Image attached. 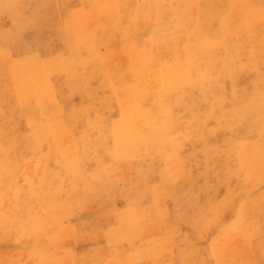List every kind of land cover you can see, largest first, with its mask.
I'll use <instances>...</instances> for the list:
<instances>
[{
	"label": "rangeland",
	"instance_id": "374dc122",
	"mask_svg": "<svg viewBox=\"0 0 264 264\" xmlns=\"http://www.w3.org/2000/svg\"><path fill=\"white\" fill-rule=\"evenodd\" d=\"M0 63V264H264V0H0Z\"/></svg>",
	"mask_w": 264,
	"mask_h": 264
},
{
	"label": "bare ground",
	"instance_id": "6f19581e",
	"mask_svg": "<svg viewBox=\"0 0 264 264\" xmlns=\"http://www.w3.org/2000/svg\"><path fill=\"white\" fill-rule=\"evenodd\" d=\"M162 1V0H161ZM166 1V0H165ZM123 4V3H122ZM115 7L117 8V6L115 5H112V4H109L108 5V8H106V11H112L113 10V8L115 9ZM160 7V6H159ZM119 8V7H118ZM146 8H148V7H146ZM104 10V9H103ZM121 10V9H120ZM149 10V9H148ZM119 12V11H118ZM151 13H153V12H151ZM104 15V14H103ZM103 18H104V16H102ZM85 22V21H84ZM101 23H102V21H101ZM85 24V23H84ZM80 26V25H79ZM106 26H108V25H106ZM140 51V50H139ZM141 53H143V52H141ZM203 53V52H202ZM142 55V54H141ZM8 57V56H7ZM7 59V58H6ZM146 61H148V60H146ZM7 62V61H6ZM9 62V61H8ZM105 62H106V60H105ZM1 64V63H0ZM5 64V63H4ZM9 64V63H8ZM144 66V65H143ZM0 67H1V65H0ZM139 70V69H138ZM171 70V69H170ZM141 71V70H140ZM139 71V72H140ZM110 72V71H109ZM108 72V73H109ZM135 73L137 72L136 70L134 71ZM141 72H143L144 73V71H141ZM3 73V72H2ZM24 73L25 74H28V69H25L24 70ZM111 73H113V72H111ZM132 73V72H131ZM130 73V74H131ZM142 73V74H143ZM126 74V73H125ZM133 74V73H132ZM132 74H131V76H132ZM140 74L141 73H139V76L137 75V73L135 74V75H137L138 77H140ZM145 74H147V73H145ZM109 75V74H108ZM121 75V74H120ZM123 75V74H122ZM122 75H121V78H122ZM157 75H159L158 73H157ZM174 74H168V77H171V76H173ZM178 75V74H177ZM111 76V75H110ZM113 76V75H112ZM128 76V75H127ZM134 76V75H133ZM133 76L131 77V78H133ZM137 76H136V78H137ZM205 76V75H204ZM135 77V76H134ZM178 77H179V75H178ZM15 78H17V77H15ZM120 78V79H121ZM112 79V78H111ZM137 79H139V78H137ZM144 79V78H143ZM153 79V78H152ZM155 79L157 80V77L155 76ZM167 79H169V78H167ZM132 80V79H131ZM154 80V79H153ZM155 80V81H156ZM164 80V79H163ZM132 81H134V79L132 80ZM149 81V80H148ZM155 81H152V82H155ZM115 82H116V80H115ZM129 82H130V80H129ZM141 82V84H143V83H145L144 81H139V83ZM168 82V81H167ZM44 81L42 82V85H44ZM112 83H114V82H112ZM124 83V82H123ZM131 83H133V82H131ZM131 83H129L130 85H131ZM135 83V82H134ZM162 83V82H161ZM176 83H178V82H176ZM175 83V84H176ZM115 84V83H114ZM121 84H122V82H121ZM120 84V85H121ZM119 85V86H120ZM123 85V84H122ZM144 85V84H143ZM143 85H141V86H143ZM149 86H150V84H149ZM153 86V85H152ZM175 87H177L176 85H174ZM173 86V87H174ZM118 87V86H117ZM136 87V86H135ZM148 87V86H147ZM155 87H157V86H155ZM174 87V88H175ZM138 88H139V86H138ZM138 88H136L137 90H138ZM141 89H139V90H141L142 91V87H140ZM172 88V87H171ZM174 88H173V90H174ZM120 89H122V88H119V90ZM155 89V88H154ZM159 90H160V88H158ZM138 90V91H139ZM122 91V90H121ZM124 91V90H123ZM126 91V90H125ZM124 91V92H125ZM129 91V90H128ZM145 92H141V93H144L145 95H147L146 94V89L144 90ZM156 91H157V88H156ZM167 91V90H166ZM160 92V91H159ZM46 94H47V96L50 98V99H52V96H51V94H48V91H46L45 92ZM132 93H135V89L132 91ZM138 93H140V92H138ZM165 93V92H164ZM121 94H122V92H121ZM149 94V93H148ZM157 94V93H156ZM124 95H127L126 93L124 94ZM135 95V94H134ZM160 95H161V93H160ZM163 95V94H162ZM161 95V96H162ZM166 95V94H165ZM139 96V94H137V97ZM141 96H143L142 94H141ZM164 96V95H163ZM124 97V96H123ZM146 97V96H145ZM148 98V97H147ZM159 101V100H158ZM164 101V100H163ZM53 103H54V101H53ZM156 103V102H155ZM147 104V103H146ZM49 105V104H48ZM153 107H154V105H152ZM155 107L157 108L158 106H156L155 105ZM45 108V107H44ZM125 108H126V106H125ZM129 115L127 116V118L125 119V121L123 122V124L121 125V127L119 128V135L121 136V138L124 140V141H127L128 140V138H134V137H136V135H138V133H137V128H136V126H137V123L138 122H145V121H149L150 120V117H149V114H146V113H143V110H140V112L137 110V105H136V102H135V100H132L131 101V104L129 105ZM159 109V108H158ZM45 110V109H44ZM54 110V109H53ZM141 111H142V113H141ZM126 114V113H125ZM60 117V116H59ZM58 117V118H59ZM56 118V117H55ZM53 119V118H52ZM57 120V119H56ZM59 120V119H58ZM61 120V119H60ZM55 123H57V122H55ZM166 124H167V122H165ZM56 126V125H55ZM63 126H65V125H63ZM62 127V126H61ZM75 127V126H74ZM54 128V127H53ZM56 128V127H55ZM55 128H54V131H55ZM67 128V127H66ZM65 128V129H66ZM153 128V127H152ZM151 128V129H152ZM147 129V128H146ZM51 130H53V129H51ZM57 130H58V128H57ZM165 130V129H164ZM153 131H155V130H153ZM167 131V130H166ZM149 132H151V131H149ZM172 132V131H171ZM196 132V131H195ZM51 133H52V131H51ZM50 133V134H51ZM152 133V132H151ZM158 133V132H157ZM160 133V132H159ZM164 133H166V132H164ZM59 134V133H58ZM63 134V133H62ZM56 135V134H55ZM65 135V134H64ZM67 135V134H66ZM70 135V134H69ZM68 135V136H69ZM146 135V134H145ZM158 135V134H157ZM161 135V134H160ZM159 135V136H160ZM71 136V135H70ZM165 136V135H164ZM193 136V135H192ZM194 136H195V134H194ZM193 136V137H194ZM138 137V136H137ZM147 137V136H146ZM150 137H152V134L150 135ZM149 137V138H150ZM155 137H157V136H155ZM46 138V137H45ZM49 138V137H48ZM148 138V137H147ZM159 138V137H158ZM157 138V139H158ZM162 138V137H161ZM166 138V137H165ZM165 138H164V140H165ZM182 138V137H181ZM192 138V137H191ZM190 138V139H191ZM61 139V138H60ZM59 139V140H60ZM67 139V138H66ZM140 139V138H139ZM150 139H153V138H150ZM183 139V138H182ZM46 140H47V138H46ZM45 140V141H46ZM142 140V139H141ZM161 140V139H160ZM55 141V140H54ZM65 141V140H64ZM137 141V140H136ZM140 141V140H139ZM138 141V142H139ZM143 142V141H142ZM145 142H146V140H145ZM145 142H143V143H145ZM63 143V142H62ZM123 143V142H122ZM61 144V143H60ZM131 144V143H130ZM141 144L142 143H140V146H141ZM150 144V143H149ZM147 145V144H146ZM71 146V145H70ZM136 146V145H135ZM144 145H142V147H143ZM150 146V145H149ZM1 147V146H0ZM75 147V146H74ZM124 147V146H123ZM162 147V146H161ZM69 148H71V147H69ZM68 147H67V149H69ZM157 148V147H156ZM74 149H76V147L74 148ZM124 149V148H123ZM161 149V148H160ZM131 149H129V150H127V152L128 151H130ZM1 151V150H0ZM73 151V150H72ZM133 151H135V149L133 150ZM60 152V151H59ZM65 152V151H64ZM69 152H70V150H69ZM74 152H76V150H74L73 151V153ZM126 152V151H125ZM61 153V152H60ZM62 154H63V152H62ZM67 155H68V153H67ZM76 156H75V158L77 157V153L75 154ZM65 156V155H64ZM69 156H70V153H69ZM71 156H73V154H71ZM66 158L68 157V156H65ZM74 158V159H75ZM68 159V158H67ZM70 161V160H69ZM75 162V161H74ZM179 163H181V162H179ZM75 164V163H74ZM181 166V165H180ZM28 174H29V172H28ZM30 174H31V171H30ZM6 185V184H5ZM5 185L3 186V187H5ZM2 187V186H1ZM3 187H2V189H3ZM5 189V188H4ZM8 190V189H7ZM11 192V191H10ZM9 197H10V195H9ZM8 198V197H7ZM3 206V205H2ZM163 206V205H162ZM158 208H160L159 206H158ZM161 210V209H160ZM132 211H134V210H132ZM135 212V211H134ZM151 215V214H150ZM150 217V216H149ZM152 220V219H151ZM159 222V221H158ZM156 226V225H155ZM146 230H148V229H146ZM149 231H151V230H149ZM148 231V232H149ZM162 231V230H161ZM129 232V231H128ZM131 232V231H130ZM130 232L128 233V234H130ZM26 234V233H25ZM152 234V233H151ZM154 234H156V233H154ZM143 235H145V234H143ZM146 236V235H145ZM33 237V236H32ZM164 244V243H163ZM163 244H162V246H163ZM168 244V243H167ZM166 243H165V245H167ZM218 244V243H217ZM170 245V244H169ZM162 246H161V250H162ZM221 246H223V245H221ZM165 247V246H164ZM164 247H163V249H164ZM156 249H157V247H155ZM159 248V247H158ZM217 248V247H216ZM220 250H221V248L220 247H218ZM227 248V247H226ZM225 248V249H226ZM219 249H218V252H219ZM224 249V248H223ZM168 250V249H167ZM167 250H165V251H167ZM226 251V250H225ZM225 251H223V253L222 254H224V252ZM162 252H164L163 250H162ZM166 253V252H165ZM52 254V253H51ZM158 254V256H159V253H157ZM164 254V253H163ZM167 254V253H166ZM216 254V253H215ZM53 255V254H52ZM165 255V254H164ZM225 255V254H224ZM54 256V255H53ZM157 256V255H156ZM162 256V255H161ZM167 256H169V255H166V257ZM49 258L48 259H50L52 256H48ZM56 257V256H55ZM57 257H59V255L57 256ZM61 257H63V256H61ZM160 257V256H159ZM163 257V256H162ZM44 258H47V257H45L44 256ZM53 258V257H52ZM126 258H127V256H126ZM218 258V257H217ZM150 259V258H149ZM167 259H169V258H167ZM219 259V258H218ZM50 260H53V259H50ZM49 260V261H50ZM169 261V260H168ZM217 261V260H216ZM48 262V261H47ZM52 262H56V260L55 261H52ZM170 262V261H169ZM42 263V262H41ZM45 263H46V259H45ZM115 263V262H114ZM124 263H125V261H124ZM126 263H128V262H126ZM47 264V263H46ZM49 264V263H48ZM168 264V263H167ZM170 264V263H169ZM218 264V263H217ZM220 264V263H219Z\"/></svg>",
	"mask_w": 264,
	"mask_h": 264
}]
</instances>
